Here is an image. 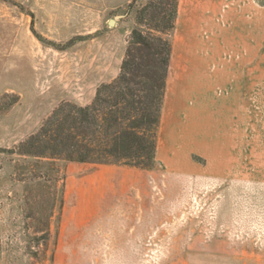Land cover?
<instances>
[{"label": "rangeland", "instance_id": "rangeland-1", "mask_svg": "<svg viewBox=\"0 0 264 264\" xmlns=\"http://www.w3.org/2000/svg\"><path fill=\"white\" fill-rule=\"evenodd\" d=\"M235 1L178 0L156 158L139 169L24 144L118 75L131 0H0V264H264V0Z\"/></svg>", "mask_w": 264, "mask_h": 264}, {"label": "trees", "instance_id": "trees-1", "mask_svg": "<svg viewBox=\"0 0 264 264\" xmlns=\"http://www.w3.org/2000/svg\"><path fill=\"white\" fill-rule=\"evenodd\" d=\"M135 0L136 24L130 30L118 75L98 86L88 106L58 107L24 144L34 156L57 155L69 162L122 163L150 169L164 100L178 0ZM110 159H115V162Z\"/></svg>", "mask_w": 264, "mask_h": 264}, {"label": "crops", "instance_id": "crops-1", "mask_svg": "<svg viewBox=\"0 0 264 264\" xmlns=\"http://www.w3.org/2000/svg\"><path fill=\"white\" fill-rule=\"evenodd\" d=\"M234 3H259V1L258 0H251V1H249V0H236ZM185 77H186V75H184L183 76V74L181 75V76H179V81H180V87H181V89H182V91L185 93V92H187V89H185V88H183V86L182 85H184L183 84V82L185 81ZM177 80V82H179ZM172 88H173V90H172ZM169 91H168V97L170 96V99H172V101H171V103H172V106L173 107H175V108H179L180 107V103H179V100H180V98L182 97V96H180V89H178V87L177 86H173V87H171L170 89H168ZM172 91V92H171ZM173 97V98H172ZM159 148V147H158ZM184 165H186V166H188V167H190L191 168V170H194V172L196 173V172H198L199 170H198V167L197 166H195V165H193L192 164V162L190 161V160H185V162H184ZM227 165V164H226ZM106 169H112V168H114V166H104ZM116 168V167H115ZM139 173V172H138ZM140 175H143V173H139ZM79 178H81V177H79ZM82 179V178H81ZM90 179V181H93V182H90V183H88L87 184V187H89L90 186V188H95V186H96V183H95V178H89ZM89 181V180H88ZM91 183L93 184V185H91ZM79 187H80V190L81 191H83L84 189H86L87 187L85 186V184H83V183H80L79 184Z\"/></svg>", "mask_w": 264, "mask_h": 264}, {"label": "water", "instance_id": "water-1", "mask_svg": "<svg viewBox=\"0 0 264 264\" xmlns=\"http://www.w3.org/2000/svg\"><path fill=\"white\" fill-rule=\"evenodd\" d=\"M113 22V20H110V24Z\"/></svg>", "mask_w": 264, "mask_h": 264}]
</instances>
